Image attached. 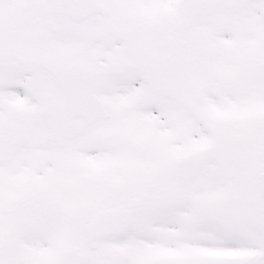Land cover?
Returning a JSON list of instances; mask_svg holds the SVG:
<instances>
[{
  "label": "snow or ice",
  "instance_id": "6c2138e0",
  "mask_svg": "<svg viewBox=\"0 0 264 264\" xmlns=\"http://www.w3.org/2000/svg\"><path fill=\"white\" fill-rule=\"evenodd\" d=\"M0 264H264V0H0Z\"/></svg>",
  "mask_w": 264,
  "mask_h": 264
}]
</instances>
